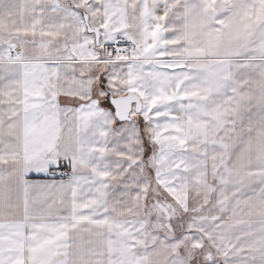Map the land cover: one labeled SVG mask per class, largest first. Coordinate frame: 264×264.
Instances as JSON below:
<instances>
[{
  "label": "snow or ice",
  "instance_id": "6c2138e0",
  "mask_svg": "<svg viewBox=\"0 0 264 264\" xmlns=\"http://www.w3.org/2000/svg\"><path fill=\"white\" fill-rule=\"evenodd\" d=\"M0 264H264V0H0Z\"/></svg>",
  "mask_w": 264,
  "mask_h": 264
}]
</instances>
